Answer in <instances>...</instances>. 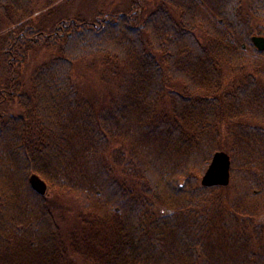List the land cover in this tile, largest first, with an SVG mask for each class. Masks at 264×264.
<instances>
[{
    "label": "trees",
    "instance_id": "obj_1",
    "mask_svg": "<svg viewBox=\"0 0 264 264\" xmlns=\"http://www.w3.org/2000/svg\"><path fill=\"white\" fill-rule=\"evenodd\" d=\"M40 1L0 0V264H264V52L252 42L264 0L134 2L50 31ZM38 48L57 55L26 90ZM95 56L118 79L102 107L73 78ZM218 151L231 183L204 187ZM33 174L84 202L75 231L62 233Z\"/></svg>",
    "mask_w": 264,
    "mask_h": 264
},
{
    "label": "rangeland",
    "instance_id": "obj_2",
    "mask_svg": "<svg viewBox=\"0 0 264 264\" xmlns=\"http://www.w3.org/2000/svg\"><path fill=\"white\" fill-rule=\"evenodd\" d=\"M134 2L142 6L141 11L151 12L155 10L161 0H41L35 9L37 25H41L45 31H50L59 21L64 19L80 18L89 22L95 21L101 14L104 16L120 12H127ZM1 49V46H0ZM56 52L46 48H38L29 53L28 60L22 66V85L26 90L31 87L33 73L43 63L56 57ZM247 58H251L247 53ZM1 60V57H0ZM248 72L252 71L250 65ZM229 83L233 74L227 71ZM1 85H8L7 79L1 74ZM73 78L82 94L98 106H105L112 97L118 96V79L110 77L105 60L101 56L75 63ZM2 110L9 115L20 116L23 111L17 100H5ZM229 147V146H228ZM63 234H70L80 224V216L84 202L73 195L57 193L48 188L45 195Z\"/></svg>",
    "mask_w": 264,
    "mask_h": 264
},
{
    "label": "water",
    "instance_id": "obj_3",
    "mask_svg": "<svg viewBox=\"0 0 264 264\" xmlns=\"http://www.w3.org/2000/svg\"><path fill=\"white\" fill-rule=\"evenodd\" d=\"M252 42L260 52H264V36H254ZM231 167V158L228 153L223 151L215 153L205 175L203 176V186L228 187L231 183ZM30 182L32 188L38 194L42 196L47 194L48 185L39 175L33 174L30 177Z\"/></svg>",
    "mask_w": 264,
    "mask_h": 264
},
{
    "label": "bare ground",
    "instance_id": "obj_4",
    "mask_svg": "<svg viewBox=\"0 0 264 264\" xmlns=\"http://www.w3.org/2000/svg\"><path fill=\"white\" fill-rule=\"evenodd\" d=\"M218 152H220V151H218ZM223 152H225V151H223ZM217 153V152H216ZM227 153V152H226ZM214 156V155H213ZM213 158V157H212ZM231 158V157H230ZM211 163V162H210ZM210 165V164H209ZM209 167V166H208ZM208 167H207V169H208ZM207 169H206V171H207ZM206 171H205V173H206ZM205 173H204V175H205ZM203 175V176H204ZM202 179H203V177H202ZM44 180V179H43ZM45 181V180H44ZM46 182V181H45ZM31 183V182H30ZM48 185V184H47ZM203 185V184H202ZM32 186V185H31ZM205 187V186H204ZM217 187H219V186H217ZM221 187V186H220ZM48 188H49V186H48ZM208 188H213V187H208ZM42 196V195H41Z\"/></svg>",
    "mask_w": 264,
    "mask_h": 264
}]
</instances>
